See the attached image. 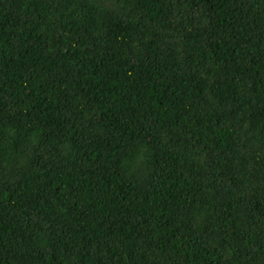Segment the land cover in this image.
Instances as JSON below:
<instances>
[{"label":"trees","instance_id":"1","mask_svg":"<svg viewBox=\"0 0 264 264\" xmlns=\"http://www.w3.org/2000/svg\"><path fill=\"white\" fill-rule=\"evenodd\" d=\"M0 264H264V0H0Z\"/></svg>","mask_w":264,"mask_h":264}]
</instances>
